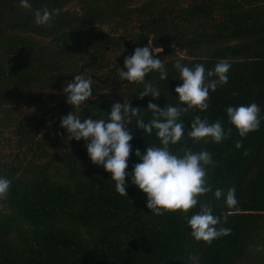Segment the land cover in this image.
<instances>
[{
	"label": "trees",
	"instance_id": "trees-1",
	"mask_svg": "<svg viewBox=\"0 0 264 264\" xmlns=\"http://www.w3.org/2000/svg\"><path fill=\"white\" fill-rule=\"evenodd\" d=\"M0 0V177L11 181L0 198V264H264V0ZM58 9L49 24L34 23L35 10ZM149 44L168 71L145 75L161 95L138 99L143 84L119 79L123 60ZM176 60L212 69L231 64L228 82L209 92L208 109H189L185 135L170 151L207 150L210 191L183 213L152 214L145 194L128 184L118 194L110 173L87 157L85 141L68 140L60 118H103L114 102L140 108L152 119L149 101L177 103L181 83ZM90 75L93 97L79 108L66 103L62 84ZM214 78V77H213ZM255 102L260 126L240 137L225 108ZM220 120L231 134L220 143L187 136L195 115ZM135 122V120L133 121ZM133 149L159 146L134 123ZM241 141L242 146L236 147ZM138 158L130 153L131 170ZM126 182L128 177H125ZM235 188L237 205L225 196ZM211 207L219 228L211 243L190 235L187 219Z\"/></svg>",
	"mask_w": 264,
	"mask_h": 264
},
{
	"label": "clouds",
	"instance_id": "clouds-1",
	"mask_svg": "<svg viewBox=\"0 0 264 264\" xmlns=\"http://www.w3.org/2000/svg\"><path fill=\"white\" fill-rule=\"evenodd\" d=\"M20 6L30 9L29 0H20ZM58 9L47 8L35 10L34 23L37 26L49 24ZM153 47L147 44L133 49L131 55L123 60V68H119V79L129 83L143 84L137 98L150 96L153 100L161 95L158 88L146 82L145 75L158 71L161 80L168 78V71ZM173 67L181 81L175 86L174 93L177 103L159 107L149 101L146 109L151 111L152 119L145 122L140 116V108L131 106L128 102H114L110 111L103 118L92 117L81 119L73 111L63 115L59 127L64 129L68 140L85 141L84 147L87 157L94 165L101 166L105 172L110 173L114 182V189L120 195H126L128 184L135 185L145 194L146 208L152 214L161 215L165 211L183 213L198 204V197L209 192L207 184V168L215 166L212 154L207 150L192 151L190 148L183 150L182 154L173 153L169 145L177 144L185 135L184 122L181 119L189 109L200 111L208 109L210 91H215L218 85L228 82V72L231 64L226 61L218 62L212 69H205L203 64L188 67L176 60ZM214 77V78H213ZM93 79L81 74L72 75L71 80L62 84V95L69 105L79 108L89 98L93 97ZM260 106L255 102L229 105L225 108L228 123L235 128L240 137H245L249 132L256 131L261 122ZM135 120V122H133ZM134 123L137 129H142L143 134L159 140V146L147 145L141 153L140 149H133L130 141L133 135L128 128ZM232 128L227 130L220 120L209 122L195 115L192 119L187 136L193 141L210 139L213 143H220L231 134ZM242 146L241 141L236 142V147ZM135 155L138 162L129 167L128 158ZM128 177L126 182L125 177ZM11 181L0 177V198L7 195ZM235 188L230 187L226 194L222 189H215L214 197L219 199L225 196L226 204L231 207L237 205ZM219 218L213 215L211 207L201 205L200 210L187 219L190 235L197 240L211 243L221 234H228L230 229L217 228Z\"/></svg>",
	"mask_w": 264,
	"mask_h": 264
}]
</instances>
